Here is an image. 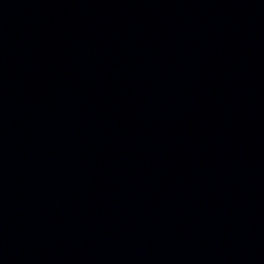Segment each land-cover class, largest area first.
<instances>
[{"label":"water","instance_id":"1","mask_svg":"<svg viewBox=\"0 0 264 264\" xmlns=\"http://www.w3.org/2000/svg\"><path fill=\"white\" fill-rule=\"evenodd\" d=\"M0 264H264V0H0Z\"/></svg>","mask_w":264,"mask_h":264}]
</instances>
